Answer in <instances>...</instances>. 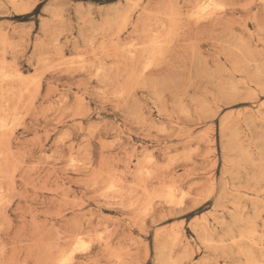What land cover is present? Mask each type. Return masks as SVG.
<instances>
[{
    "label": "rangeland",
    "instance_id": "1",
    "mask_svg": "<svg viewBox=\"0 0 264 264\" xmlns=\"http://www.w3.org/2000/svg\"><path fill=\"white\" fill-rule=\"evenodd\" d=\"M0 127V264H264V0H0Z\"/></svg>",
    "mask_w": 264,
    "mask_h": 264
},
{
    "label": "bare ground",
    "instance_id": "2",
    "mask_svg": "<svg viewBox=\"0 0 264 264\" xmlns=\"http://www.w3.org/2000/svg\"><path fill=\"white\" fill-rule=\"evenodd\" d=\"M218 4H219V3H218ZM207 5H208V4H207ZM210 5H211V4H210ZM210 5H209V6H210ZM219 5H220V4H219ZM211 6H212V5H211ZM208 8H209V7H208ZM237 46H238V45H237ZM192 52H193V51H192ZM27 82H28V81H27ZM0 128H2V127H0ZM253 177H254V176H253ZM251 237H252V236H251ZM81 240H82V239H81ZM77 242H78V241H77ZM80 242H81V241H80ZM254 243H255V242H254ZM254 243H253V244H254ZM82 244H83V243H82ZM82 249H83V248H82ZM249 249H250V248H249ZM253 255H254V254H253ZM65 259H66V258H65ZM62 261H63V260H62ZM64 261H65V260H64ZM249 262H250V261H249ZM247 264H248V263H247Z\"/></svg>",
    "mask_w": 264,
    "mask_h": 264
}]
</instances>
